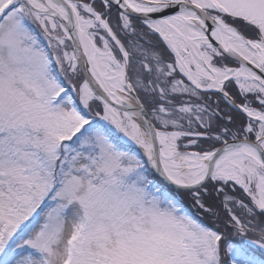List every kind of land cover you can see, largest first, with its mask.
I'll return each mask as SVG.
<instances>
[{
	"label": "snow or ice",
	"instance_id": "obj_1",
	"mask_svg": "<svg viewBox=\"0 0 264 264\" xmlns=\"http://www.w3.org/2000/svg\"><path fill=\"white\" fill-rule=\"evenodd\" d=\"M0 264H264V0H0Z\"/></svg>",
	"mask_w": 264,
	"mask_h": 264
},
{
	"label": "trees",
	"instance_id": "obj_2",
	"mask_svg": "<svg viewBox=\"0 0 264 264\" xmlns=\"http://www.w3.org/2000/svg\"><path fill=\"white\" fill-rule=\"evenodd\" d=\"M190 204H191L190 201L185 200V206H186V207H189ZM191 210H192V213H193L194 216L198 215L197 210H195V209H191ZM203 219H204L205 222H207V219H208V218L205 216Z\"/></svg>",
	"mask_w": 264,
	"mask_h": 264
},
{
	"label": "rangeland",
	"instance_id": "obj_3",
	"mask_svg": "<svg viewBox=\"0 0 264 264\" xmlns=\"http://www.w3.org/2000/svg\"><path fill=\"white\" fill-rule=\"evenodd\" d=\"M196 210V209H195Z\"/></svg>",
	"mask_w": 264,
	"mask_h": 264
}]
</instances>
